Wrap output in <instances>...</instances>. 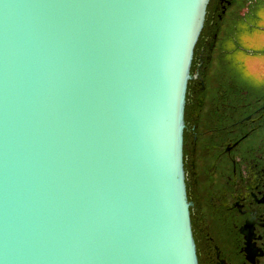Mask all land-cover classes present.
<instances>
[{"label": "water", "instance_id": "95a60500", "mask_svg": "<svg viewBox=\"0 0 264 264\" xmlns=\"http://www.w3.org/2000/svg\"><path fill=\"white\" fill-rule=\"evenodd\" d=\"M210 0H0V264H199L185 109Z\"/></svg>", "mask_w": 264, "mask_h": 264}, {"label": "flooded vegetation", "instance_id": "af4514ba", "mask_svg": "<svg viewBox=\"0 0 264 264\" xmlns=\"http://www.w3.org/2000/svg\"><path fill=\"white\" fill-rule=\"evenodd\" d=\"M191 75L184 165L199 264H264V0H210Z\"/></svg>", "mask_w": 264, "mask_h": 264}, {"label": "rangeland", "instance_id": "374dc122", "mask_svg": "<svg viewBox=\"0 0 264 264\" xmlns=\"http://www.w3.org/2000/svg\"><path fill=\"white\" fill-rule=\"evenodd\" d=\"M239 58H240V60L242 59L243 61L249 60L248 57H245L242 52L240 53V57ZM243 73H244V71L240 70V77L243 76Z\"/></svg>", "mask_w": 264, "mask_h": 264}]
</instances>
